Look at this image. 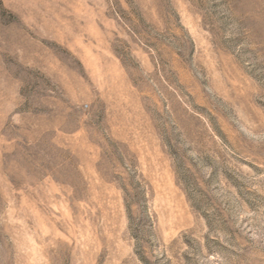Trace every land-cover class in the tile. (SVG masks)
Returning a JSON list of instances; mask_svg holds the SVG:
<instances>
[{
	"label": "rangeland",
	"instance_id": "1",
	"mask_svg": "<svg viewBox=\"0 0 264 264\" xmlns=\"http://www.w3.org/2000/svg\"><path fill=\"white\" fill-rule=\"evenodd\" d=\"M0 264H264V0H0Z\"/></svg>",
	"mask_w": 264,
	"mask_h": 264
}]
</instances>
